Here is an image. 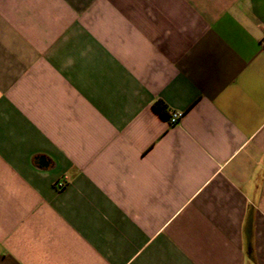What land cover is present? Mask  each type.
I'll use <instances>...</instances> for the list:
<instances>
[{
  "label": "crops",
  "instance_id": "1",
  "mask_svg": "<svg viewBox=\"0 0 264 264\" xmlns=\"http://www.w3.org/2000/svg\"><path fill=\"white\" fill-rule=\"evenodd\" d=\"M263 39L264 0H0V264H264Z\"/></svg>",
  "mask_w": 264,
  "mask_h": 264
},
{
  "label": "trees",
  "instance_id": "2",
  "mask_svg": "<svg viewBox=\"0 0 264 264\" xmlns=\"http://www.w3.org/2000/svg\"><path fill=\"white\" fill-rule=\"evenodd\" d=\"M154 108L157 112H159L164 118L169 119V114L167 111L166 105L162 101H157L154 104Z\"/></svg>",
  "mask_w": 264,
  "mask_h": 264
},
{
  "label": "built area",
  "instance_id": "3",
  "mask_svg": "<svg viewBox=\"0 0 264 264\" xmlns=\"http://www.w3.org/2000/svg\"><path fill=\"white\" fill-rule=\"evenodd\" d=\"M263 44H264V39H263ZM182 117L181 113H172L169 117V122L174 125L178 124L180 122V119Z\"/></svg>",
  "mask_w": 264,
  "mask_h": 264
}]
</instances>
